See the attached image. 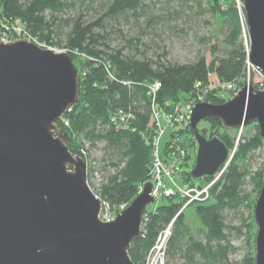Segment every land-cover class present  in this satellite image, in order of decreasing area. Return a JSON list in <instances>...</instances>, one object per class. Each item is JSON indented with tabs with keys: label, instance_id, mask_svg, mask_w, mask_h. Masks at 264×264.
Segmentation results:
<instances>
[{
	"label": "trees",
	"instance_id": "1",
	"mask_svg": "<svg viewBox=\"0 0 264 264\" xmlns=\"http://www.w3.org/2000/svg\"><path fill=\"white\" fill-rule=\"evenodd\" d=\"M211 19L218 30L227 29L222 45H213L211 61L200 50L192 61L169 59L168 51L154 57L141 39L158 28L185 30L188 35L197 23L209 24ZM18 20L29 37L47 47L66 50L77 64L80 97L58 125L69 133L73 154L86 159L92 189L101 200L117 207L134 201L151 179L153 146L148 139L156 128L154 109L173 111L183 102L189 103L198 91H203L206 101L221 104L228 100L225 90L211 84L237 82L241 88L246 75L255 80L260 74L248 66V44L234 0H0V22L11 28H1L0 24V35L7 31L12 36ZM127 25L139 28L142 34L128 37ZM118 37L124 39L123 44L113 46V38ZM157 81L161 86L154 99L150 86ZM198 83L201 86L197 89ZM119 110L132 114L130 129L119 128L113 121ZM204 122L201 132L219 136L234 155L209 199L184 207L186 200L178 196L159 198L160 202L147 209L143 235L132 242L129 251L134 264H146L159 233L170 224L167 264H256L254 209L263 185L264 162L253 170L250 160L263 151L261 130L256 122L242 129L226 128L218 118ZM174 136L187 148L186 167L180 172L184 182L204 184L211 180L201 178L204 181L196 183L190 175L195 162L191 150L197 148L191 123L174 130L170 138ZM88 142L93 148L101 147L109 161L102 171L91 158ZM97 176L99 184L95 186ZM234 237L245 239L247 250L241 260L231 259L241 250Z\"/></svg>",
	"mask_w": 264,
	"mask_h": 264
},
{
	"label": "water",
	"instance_id": "2",
	"mask_svg": "<svg viewBox=\"0 0 264 264\" xmlns=\"http://www.w3.org/2000/svg\"><path fill=\"white\" fill-rule=\"evenodd\" d=\"M243 2L249 59L264 75V0ZM79 77L67 51L0 36V264H134L132 242L157 201L153 183L145 182L113 221H101L88 163L69 149V133L58 125L79 100ZM191 111L194 179L215 176L234 155L219 136L200 131L201 121L218 118L241 129L256 122L264 140V89L250 83L224 103L205 100ZM262 183L254 209L256 264H264V169Z\"/></svg>",
	"mask_w": 264,
	"mask_h": 264
},
{
	"label": "built area",
	"instance_id": "3",
	"mask_svg": "<svg viewBox=\"0 0 264 264\" xmlns=\"http://www.w3.org/2000/svg\"><path fill=\"white\" fill-rule=\"evenodd\" d=\"M237 6L239 9V13H241L242 18V30L243 34H245L246 42L248 44V55L250 52V43H249V25L247 23L246 12H244V2L243 0L237 1ZM17 25L13 28L15 33H12V36L4 31V35H0L4 40H13L19 39V37L26 38L28 40H34L32 37L28 36L27 33L24 32L22 24L18 20ZM1 28L5 27L7 30H10L9 25H5L1 23ZM37 42V41H36ZM38 43V42H37ZM42 44V43H40ZM44 45V44H43ZM46 46V45H45ZM56 51H66L64 49L59 50L53 48ZM248 66L253 68V70H258L260 74L258 76L260 79L255 82L252 76L248 74L249 80L247 83L252 84L257 89H264V75L261 69L258 66H254L250 59L248 58ZM253 81V82H252ZM161 84L157 81L154 82L150 86V92L153 98L155 99L158 90L160 89ZM201 83L196 85V88H200ZM217 86L223 87L225 90H232L234 92H238L240 90L237 82H225V83H214L211 84L210 87L215 88ZM203 92V91H202ZM202 92L194 94L193 97H190L189 103L183 102V104L177 106L173 109V111H161L159 109H154L153 113L155 114V132L152 139H148L149 143L153 146L152 150V169H151V181L153 183V195L156 199L166 198L178 196L181 199L186 200L184 205L187 206L188 203L193 201H203L209 199L211 196V191L216 183L223 177L224 172L228 167V163L224 165L222 168L218 170L215 176L212 177L211 180L204 184H192L191 182H184L183 176L180 174L182 170L186 167L185 162L187 160V148H184L182 144H180V137L174 136L171 137V133L174 130H179L180 128H184L186 124L190 121L191 117V109L198 102H204L205 98ZM192 100V101H190ZM132 114L125 112L124 110H119L118 113L113 117V121L120 128H131V119ZM69 124V121H66ZM167 147V148H166ZM166 148V152L164 153ZM84 153L87 154L86 150ZM191 161V160H190ZM179 182H183L184 185H180ZM141 191H143V186L141 187ZM98 195V194H97ZM99 196V195H98ZM129 204L123 203L120 206H114L106 201L102 200V209L100 214L101 221L111 222L115 219L118 213L122 212L124 208H126ZM172 224L168 225L167 228L163 229L157 239L155 245L149 251L150 256L147 261V264H167L166 263V248L168 244V239L172 234L171 231ZM143 228V227H142ZM153 255V259L150 257Z\"/></svg>",
	"mask_w": 264,
	"mask_h": 264
},
{
	"label": "rangeland",
	"instance_id": "4",
	"mask_svg": "<svg viewBox=\"0 0 264 264\" xmlns=\"http://www.w3.org/2000/svg\"><path fill=\"white\" fill-rule=\"evenodd\" d=\"M238 0H234L237 4ZM244 1V0H243ZM206 18H210V15L206 16ZM217 24L215 23L214 19H211L209 21V24H204L203 22L197 23L196 27L192 28L186 35L187 31L185 30H180V31H172L169 29L167 30H152L148 34L142 35L141 39H143L144 43L148 44V49H150V54L151 56H156L159 55V53H162L164 51H168L169 55L168 58L176 61H192V59H195L194 57L196 56L197 52L200 50L201 52L203 51L206 56L208 57L209 61L212 60V48L213 45H222L223 39L227 36L226 32L227 29L224 28L223 30H218L216 27ZM125 29V35L126 33L128 34V37L130 36H138L142 34V31L139 30V28H130L129 25L124 26ZM155 32H161L160 34L158 33L157 35L154 34ZM117 34V33H115ZM114 34V35H115ZM116 36V35H115ZM203 37H206L207 39H210L209 42L207 43L206 41H203ZM113 46H119L120 44H123L124 39L118 37V38H113ZM61 49V48H60ZM214 78V77H212ZM260 77L257 76L255 79V82L259 80ZM249 80L248 75H246V78L243 79V82L247 84ZM253 82V81H252ZM216 84H219V82H216ZM244 84V85H245ZM254 84V83H252ZM224 87V86H223ZM221 87V89L223 88ZM237 91L234 92L231 89L227 90L225 89V95L224 97L231 98L234 95H236ZM205 98V97H204ZM192 101V100H190ZM67 121V120H66ZM206 125V122L201 121L199 124V129L201 131L202 126ZM242 131L239 130L238 137H240ZM208 136V135H207ZM87 149H90V155L91 158L96 160L97 162V167L103 170V167L109 163V161L106 160V157L104 156V151L102 150L101 147L99 148H93L90 146V143H86ZM192 154H194V159H192V162L195 161L196 159V150H191ZM261 155V156H260ZM263 155V156H262ZM264 157V151L260 150L256 152L251 160L250 163L252 164V169L257 170L261 166V161L263 160ZM194 182H203L204 179L197 178L194 179ZM95 186H98L99 184V179L98 176L95 177L94 179ZM180 185H184L183 182H179ZM248 190H252V184L248 187ZM161 199H157V201L153 204H150L148 208H152L156 205V203L160 202ZM194 225H197V221H194ZM234 243L238 246L241 247V250H239L236 253H233L231 256V259H238L241 260L244 257V254L246 253V245H245V239H239L234 237L233 238ZM150 253L147 256L146 264L149 259ZM150 259H153V255L150 257ZM171 264V263H169Z\"/></svg>",
	"mask_w": 264,
	"mask_h": 264
}]
</instances>
